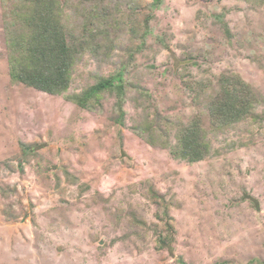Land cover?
Here are the masks:
<instances>
[{"label": "rangeland", "instance_id": "obj_1", "mask_svg": "<svg viewBox=\"0 0 264 264\" xmlns=\"http://www.w3.org/2000/svg\"><path fill=\"white\" fill-rule=\"evenodd\" d=\"M61 1L87 45L50 95L12 82L0 0V264L263 263L264 0ZM119 72L121 108L111 91L72 100ZM226 74L257 103L214 130ZM197 120L211 153L189 163L172 151Z\"/></svg>", "mask_w": 264, "mask_h": 264}, {"label": "trees", "instance_id": "obj_2", "mask_svg": "<svg viewBox=\"0 0 264 264\" xmlns=\"http://www.w3.org/2000/svg\"><path fill=\"white\" fill-rule=\"evenodd\" d=\"M6 2V0H3ZM14 2L11 24L18 29L9 36V66L12 82L23 84L50 95L68 92L72 82V70L80 50L87 43L76 45L64 23L61 0H7ZM164 0H154L153 10L161 7ZM219 21L224 17L217 16ZM149 22V21H148ZM147 22V24H148ZM226 32L230 34L227 24ZM123 72L109 79H101L95 86L72 100L81 108H88L93 99L106 91L116 92L119 107L126 92ZM220 91L208 105L211 127L221 130L248 117L256 95L251 86L240 76L223 75L219 79ZM202 121L191 122L180 129L174 157L189 163L205 160L210 145L205 141ZM261 264H264L261 263Z\"/></svg>", "mask_w": 264, "mask_h": 264}]
</instances>
